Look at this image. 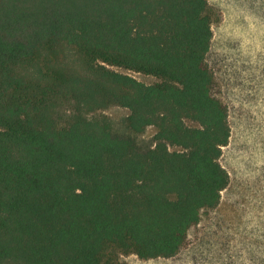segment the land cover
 Masks as SVG:
<instances>
[{"label": "trees", "instance_id": "1", "mask_svg": "<svg viewBox=\"0 0 264 264\" xmlns=\"http://www.w3.org/2000/svg\"><path fill=\"white\" fill-rule=\"evenodd\" d=\"M218 19L209 0H0V264H134L121 255L187 245L230 183L207 59Z\"/></svg>", "mask_w": 264, "mask_h": 264}, {"label": "rangeland", "instance_id": "2", "mask_svg": "<svg viewBox=\"0 0 264 264\" xmlns=\"http://www.w3.org/2000/svg\"><path fill=\"white\" fill-rule=\"evenodd\" d=\"M219 19L207 59L217 90L230 109L231 136L222 164L230 183L220 205L190 232L175 256L141 258L122 254L134 264H264V0H209ZM151 83L156 77L113 66ZM108 114L124 129L129 109L113 105ZM149 126L141 135L151 142Z\"/></svg>", "mask_w": 264, "mask_h": 264}]
</instances>
